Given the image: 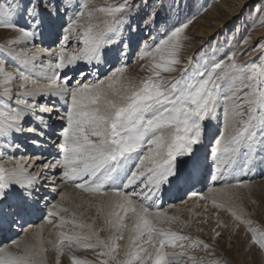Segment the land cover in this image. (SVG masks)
Listing matches in <instances>:
<instances>
[{"label":"snow or ice","instance_id":"obj_1","mask_svg":"<svg viewBox=\"0 0 264 264\" xmlns=\"http://www.w3.org/2000/svg\"><path fill=\"white\" fill-rule=\"evenodd\" d=\"M186 8L185 0H0V28L14 32L0 45V160L12 153V166H0V234L16 236L0 244V264H49V253L51 264L63 257L69 264H227L216 255L218 229L229 230V244L242 235L264 264V227L253 226L242 204L234 206L245 189L256 204L250 182L235 178L236 167L245 175L264 167V37L239 54L258 51L252 60L238 63L229 50L196 67L194 57L181 58ZM245 10L251 19L240 44L248 43L252 28L264 27V0H248L240 15ZM73 41L82 46L69 53ZM134 53L148 73L138 83L126 80L121 66ZM37 68L51 74L45 86L15 91L26 88ZM221 111L223 128L205 144L206 122L219 120ZM21 138L39 152L29 157L33 163L14 157L26 147ZM209 180L219 186L207 187ZM65 183L94 197L89 207L102 219L100 228L77 223L75 211L71 220L61 215L69 212L59 187ZM198 184L207 194L195 191ZM179 193L204 201L198 206L205 212L209 200L217 210L207 240L157 226L180 222L176 205L168 208L177 214L160 210L166 196ZM221 210L230 213L231 225L219 219ZM128 213L133 223L120 260L116 241L125 239ZM37 214L54 229L72 224L88 231L61 230L57 241H45L42 228L25 232ZM81 249L92 257L78 258ZM197 249L210 258L189 255Z\"/></svg>","mask_w":264,"mask_h":264},{"label":"bare ground","instance_id":"obj_2","mask_svg":"<svg viewBox=\"0 0 264 264\" xmlns=\"http://www.w3.org/2000/svg\"><path fill=\"white\" fill-rule=\"evenodd\" d=\"M214 4H216V3H214ZM217 5L218 6H217L216 10L224 11L223 17L220 20L216 19L217 21H214V22L210 21L208 19H205V16H203L202 18L196 19V22H195L196 26L193 28V32H190V35L192 36V37H190L191 38L190 44L192 47L188 48L186 50L185 54H187L189 56L194 54L195 51L197 50L198 46H201L202 44L205 43V41H206L205 39L207 37L210 38V36L215 34V32L219 29L221 24L225 21H228V20L230 21L231 17L235 14V11L226 5L225 0H222L220 3H217ZM13 35H14V32H12L11 30H6V29L0 28V38H4V40H7L9 37H11ZM260 35H261V33L257 34L256 32H254L252 34V37H251L252 42L254 41L253 39L259 37ZM252 42L250 41L247 44H244L242 47H240L239 52L245 51V49L248 48L252 44ZM68 50L72 51L73 49L70 46V48ZM256 53H258V52L256 51ZM252 55H254V54L253 53L250 54L249 58ZM108 67H109V65H107V64L103 65V68L105 69V71L107 70ZM137 67L138 66L136 64H132L126 68L127 69L126 72L129 73L128 77H133L134 80L138 79L139 72H138ZM11 70L12 69L9 67L8 71H11ZM49 75H51V74L46 73V72H41L37 68L36 71H34L30 74V78L26 82V88L25 89H15V91L23 92L25 90H32L36 87H44L46 80H47V76H49ZM34 80L38 81V82L34 84L33 83ZM89 80H91V77H89ZM2 86H3V84H2ZM12 87H15V86L13 85ZM53 87H54V85H53ZM40 102L41 103L44 102V97L40 98ZM0 111H2V109H0ZM213 121L206 122L208 124V133L214 132L215 124ZM206 141H207V139L205 140V144H208V143H206ZM20 142L22 144L26 145V147H22L20 151L15 152V154H14L15 159L19 160L21 157H23L24 161H26L27 163H33L34 161L30 160L29 157H33L34 155H38L39 152L36 149L32 148V146L30 145V142L24 141L22 138H21ZM45 147H48V146L45 145ZM201 151L203 153V152H206L207 149L202 148ZM10 155H12L11 152L4 155V159L0 160V166H4L5 168H10L12 166V162L8 159V157ZM44 155L47 156V152H45ZM49 159H51V157H49ZM208 163L210 164L211 161H208ZM237 167L235 170V174H237L239 172V166H237ZM256 169H258V167H256ZM57 179H59V176H57ZM249 182L251 185V193L252 194L257 188H263L264 187V178L249 180ZM211 186H217L218 187L219 183L213 184V182H211V180H209L207 187H211ZM59 187L66 193V197H67L63 206L69 208L68 213H61V215L65 216L66 219L71 220L72 219V213H73V211H75L77 223H80V222L86 223L87 222V223L93 224L96 228L97 227L99 228V226H98L99 221H97V219H95L97 216L96 210H95V208L89 207V202L91 200H93L94 197H89L88 194L83 193L80 190L75 189L74 187H72L70 184H67V183L61 184V185H59ZM207 187L198 184L196 186L195 191L200 192L201 190H203V192L205 194H207ZM247 195H248V190L247 189L243 190V196L245 197ZM173 197L174 196H166L165 202L161 206L160 210H167L168 215L177 214L174 209L168 208L169 204L176 205V207L181 210L180 213H178L180 215V221H186L187 220L188 221L187 227L184 230H179V229H176V228L172 227L171 225H169L167 223H163V222L158 224L157 226L165 227V228L170 226L174 231H177L180 234L189 235L192 238L200 237V238L204 239L203 233L197 231L198 227H202L204 229V231H208V236L210 237L213 234V229L215 227L216 220H217V217L214 214L217 210L212 207L211 201L209 200L207 202V212H205L203 207L198 206V205L204 204V201H200L198 199V197H191V196L184 197L183 193H179L174 198ZM178 197H183V199L185 200V203H181V199ZM58 199L59 198L57 197V200ZM53 202H56V201H53ZM234 206L237 207L235 203H234ZM188 209H192L193 213H195V212L201 213V216L199 218L196 217L194 214L189 216ZM152 210L156 211L157 209L153 208ZM117 211H119V210H117ZM121 214L124 215V213H121ZM132 215H133L132 213H128L127 215H125V219H124V223L129 226L128 228L124 229V231H125L124 237H125L126 241H127L128 235H129V229L131 228V225L133 223V221L131 219ZM226 215H227V212L221 210L219 213V219L221 221L231 225L232 224L231 223L232 221L230 222L231 216L228 217ZM204 217H208V223L198 224V222H197L198 219H203ZM94 219H95V223H94ZM251 219L253 221H256L259 223V221L253 215H251ZM55 223H56V221L54 220L53 224H55ZM100 223H102L101 225H103L102 219H100ZM30 224L33 225V227H29V225L26 224L24 226L25 232L36 231V230L42 228L43 231L40 233V235L43 237V239L45 241H48V240L57 241V239H58L57 232L61 231V230L68 232L69 234L73 231L86 232V229L81 230L79 228H75L72 224L66 225L63 229H58V228L54 229L53 225L48 224L46 219L39 218V214L31 217ZM218 230H220L222 232L223 238L226 239V235L229 234V230L228 229H218ZM16 231H19V229H17ZM24 234L25 233H23V232L21 233V235H24ZM9 236L11 237V239L16 238L15 234H9ZM9 236H5L3 234H0V244H5V245L8 244L10 242ZM106 236H107V234H106ZM126 241H125V243H126ZM79 251L82 253V255L85 254L86 257L90 258L89 257V253H90L89 250L81 249ZM48 255H49V264H51V259H52L51 254L49 253ZM75 255H79V252L76 251ZM68 261L69 260L67 257L62 258V264H67Z\"/></svg>","mask_w":264,"mask_h":264},{"label":"rangeland","instance_id":"obj_3","mask_svg":"<svg viewBox=\"0 0 264 264\" xmlns=\"http://www.w3.org/2000/svg\"><path fill=\"white\" fill-rule=\"evenodd\" d=\"M221 1L222 0H185L186 4H191V10H188L187 8L184 10V15L190 20V23H189V27L186 30V34H182V35H186L187 38L183 42L184 47H183V50L181 52V58L184 60H189V59H192L194 57L192 63L196 67H199L200 65H202L206 60L211 61V60L219 59L220 57L223 56V54L225 52H227L229 50L236 52L237 57H238V59H237L238 63H244L247 60L248 61L252 60L253 58H255V56H257L259 54V53H256V51H251V52H248L249 55L247 54V55H244L242 57L239 56V54L242 53L241 51L239 52V49H240V47H242L244 45V44H240L239 41L246 34L244 32L246 22L251 19V17L248 16V13L246 10L244 11L243 15H240L242 5L247 3L248 0H225L226 5L235 11V14L231 17V20L223 22L221 24V26L219 27V29L215 32V34L210 36V38L207 37L205 39L206 40L205 43L202 44L201 46H198V48L194 54H192L191 56L185 54L186 50L188 48L192 47L190 44L191 43L190 37H192L190 35V32H193V28L196 26V23H195L196 19L202 18L203 16H205V19H208V20L214 22V21L220 20L223 17L224 11L216 10V8L218 6L217 3H220ZM95 2L96 3H102V2L111 3V2H114V0H95ZM214 3H216V4H214ZM174 21H175V17L173 16L172 20L169 21V24L173 23ZM254 32H256L257 34L261 33V35L259 37H264V27L257 25L256 27L252 28L250 33H248V35H250V39L248 42H250V41L252 42L251 37H252V34ZM257 38H255L253 40L255 41ZM5 41L6 40H4V38H0V45H3V43ZM70 46L74 50V49H77L78 47H80L82 45H80L78 42L73 41L72 43H70L68 45V49L70 48ZM73 50L72 51L68 50V52L71 53V52H73ZM252 53L254 55H252L249 58L250 54H252ZM244 58L245 59L247 58V59L245 60ZM143 63H144V61L139 60L137 54H135V53L132 54L130 56V58L127 59V61H122L121 66L126 64V68L132 64H136L138 66L137 67L138 72H139L138 79L134 80L133 77H128L129 73L126 72V70H127L126 68H125V72L123 74L125 79L132 81V82L135 81V83H138L141 79L145 78L148 75V73L141 68V65ZM226 63H227V61H226ZM189 67H191V66H189ZM179 74H180L179 72H176V73H173L171 75H169V74H163V75L167 76L169 79H171V76H179ZM1 81L2 80H0V90H2V87H3ZM213 122L215 124L216 130L214 129L213 133L212 132L208 133L209 137H208L206 143L209 142V139L215 138V136H217L219 134V132L222 130V128H223V112L222 111L220 112L219 120H214ZM235 178L236 179H244L247 181L259 179V178L260 179L264 178V167H258V169L252 168V170L247 172L246 175L243 172H241V170L239 168V172L237 174H235ZM233 182H235V180H233ZM248 195H249V193H248ZM248 195L244 197L243 202L235 201L237 209L242 204L245 207L246 211L248 213H250L251 215H253L259 221V223L256 221H253V226L264 227V187L263 188H257L253 192V194L251 193V199L256 201L255 205L251 204L250 201H248V199H247ZM226 216L230 217V213L227 212ZM97 221H99L98 226L100 228L102 226L101 225L102 223H100V219L99 220L97 219ZM231 221H232V219H230V222ZM87 224H90V223H87ZM171 226L176 228V229H179V230H184L187 227V225L184 223V221L174 222L171 224ZM94 228H96V227L94 226ZM97 229H98V227H97ZM83 230H85V229H83ZM87 231L88 230L86 229V232ZM106 232L107 231L101 232L100 233L101 237H105L106 234L108 235V232L107 233ZM242 233H243V229H241V234ZM124 236H125V231H124ZM203 236H204V239L207 240L209 237L208 231H204ZM230 240H231V244H229V234H227L226 239L222 237L217 242L216 255L221 259V261H227V264H260L261 257L259 256L258 252L255 249L252 252H249L247 250V248L244 246V238L242 235L239 239L235 235H233L230 237ZM125 241H126L125 239L116 241V243H117V245H119V247H117L116 253H114V255H116L117 258L120 260L124 259V245L127 243V241H126V243H125ZM150 251H151V249H150ZM165 251L170 252V251H172V249L166 248ZM176 251H180V250L176 249ZM78 252H79V255H76L78 258L86 257L85 254L82 255V253L80 251H78ZM189 255L195 256L197 258L202 257L205 260L210 258L207 253L200 251L199 249L194 250V251L190 250ZM89 257L90 258L92 257L91 251L89 253ZM67 264H69V261ZM189 264H190V262H189Z\"/></svg>","mask_w":264,"mask_h":264}]
</instances>
